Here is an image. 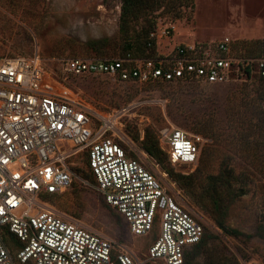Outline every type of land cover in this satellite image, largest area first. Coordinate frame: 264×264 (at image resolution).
<instances>
[{"label": "rangeland", "instance_id": "374dc122", "mask_svg": "<svg viewBox=\"0 0 264 264\" xmlns=\"http://www.w3.org/2000/svg\"><path fill=\"white\" fill-rule=\"evenodd\" d=\"M137 1H141L137 6L142 16L131 24V31L136 34L142 26L151 29L150 38L156 40L159 54L173 44L225 37L235 41L237 55L264 54V0ZM123 2L0 0V56L39 54L57 76L107 115L138 103L122 119L136 149L131 154L141 158L206 223L204 242L187 250L184 264L264 261V80L249 74L227 84H138L107 75L66 73L62 67L65 58L128 57L124 50L127 37L120 32ZM164 30L170 31V38L158 37ZM171 125L209 140L196 167L168 163L177 173L191 176L190 182L175 181L143 149L147 130L158 139L160 131ZM74 162L78 177L74 186L64 193L45 195L51 209L111 238L116 253L126 250L141 264H166L147 258L158 230L133 235L124 217L96 189L86 151L77 153ZM79 179L89 184H81ZM215 197L220 198L218 208L212 202Z\"/></svg>", "mask_w": 264, "mask_h": 264}, {"label": "built area", "instance_id": "2783aa9c", "mask_svg": "<svg viewBox=\"0 0 264 264\" xmlns=\"http://www.w3.org/2000/svg\"><path fill=\"white\" fill-rule=\"evenodd\" d=\"M164 36L170 38V31L158 37ZM234 44L230 37L182 42L157 58L73 57L63 59L62 67L74 76L107 75L138 84H227L248 75V69L264 77V55H237ZM137 105L107 115L39 54L0 56V264H141L126 250L116 253L111 238L64 217L47 202L45 195L74 186V158L80 151H86L96 189L131 233L158 230L148 260L185 263L187 250L204 238L206 223L131 154L136 149L122 119ZM158 141L173 165L196 167L209 140L171 125L160 131Z\"/></svg>", "mask_w": 264, "mask_h": 264}, {"label": "trees", "instance_id": "16d2710c", "mask_svg": "<svg viewBox=\"0 0 264 264\" xmlns=\"http://www.w3.org/2000/svg\"><path fill=\"white\" fill-rule=\"evenodd\" d=\"M139 2L141 1L124 0L123 2L122 15H121V21H120V32L122 35L127 37L124 50L127 51L128 53L127 56L130 55V57L132 58H157L158 56H160V54L157 52V49H156V40L154 38H150V34L152 32L151 29L147 28L146 26H142L141 30L136 34L131 31V24L134 22L135 23L138 22V20L142 16L141 10L137 6ZM262 46H263L262 49L264 50V45L262 44ZM247 74L252 75L250 69L247 70ZM260 78L264 80V77H260ZM142 146H143V149L151 157H153L160 165H162V167L169 173V175L175 181L182 183L183 181L187 180L190 182V180L192 179L191 176H186L181 173H177L176 171H174L173 168L168 166V163L170 162L168 159V153L162 149L157 139V136L150 130H147L145 132V136L142 141ZM86 161H87L86 163L88 166L87 157H86ZM88 169H89V166H88ZM216 198L217 197L213 198L212 202H213V205L218 208L220 206V203H219L220 198L219 197L217 199ZM198 205L206 209L205 204L199 203ZM203 242H204V238L202 239L200 243H198L195 246L199 247L202 245ZM211 264H214V263H211Z\"/></svg>", "mask_w": 264, "mask_h": 264}]
</instances>
